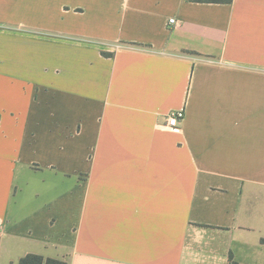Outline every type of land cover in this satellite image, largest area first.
Masks as SVG:
<instances>
[{"label":"crops","instance_id":"obj_1","mask_svg":"<svg viewBox=\"0 0 264 264\" xmlns=\"http://www.w3.org/2000/svg\"><path fill=\"white\" fill-rule=\"evenodd\" d=\"M29 254L264 264V0H0V264Z\"/></svg>","mask_w":264,"mask_h":264},{"label":"built area","instance_id":"obj_2","mask_svg":"<svg viewBox=\"0 0 264 264\" xmlns=\"http://www.w3.org/2000/svg\"><path fill=\"white\" fill-rule=\"evenodd\" d=\"M173 23V20H170ZM184 119L183 111H176L170 113L163 124H158V127L164 128L166 130H177L179 129L180 122Z\"/></svg>","mask_w":264,"mask_h":264},{"label":"trees","instance_id":"obj_3","mask_svg":"<svg viewBox=\"0 0 264 264\" xmlns=\"http://www.w3.org/2000/svg\"><path fill=\"white\" fill-rule=\"evenodd\" d=\"M18 264H66L56 259H44L41 256L29 254L19 260Z\"/></svg>","mask_w":264,"mask_h":264}]
</instances>
